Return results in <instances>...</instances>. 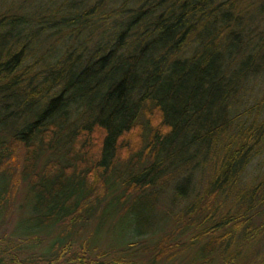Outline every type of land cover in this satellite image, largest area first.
Here are the masks:
<instances>
[{"label": "trees", "instance_id": "16d2710c", "mask_svg": "<svg viewBox=\"0 0 264 264\" xmlns=\"http://www.w3.org/2000/svg\"><path fill=\"white\" fill-rule=\"evenodd\" d=\"M1 2L0 264H264V0Z\"/></svg>", "mask_w": 264, "mask_h": 264}, {"label": "rangeland", "instance_id": "374dc122", "mask_svg": "<svg viewBox=\"0 0 264 264\" xmlns=\"http://www.w3.org/2000/svg\"><path fill=\"white\" fill-rule=\"evenodd\" d=\"M4 4L3 2L0 3ZM264 172V151L255 156L248 164V166L246 167V170L243 174L242 180L243 181H248L251 179H254L257 175H261ZM170 192L166 191L165 193H163L162 195V202L161 207L165 208L169 205L170 203Z\"/></svg>", "mask_w": 264, "mask_h": 264}]
</instances>
